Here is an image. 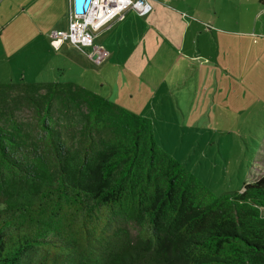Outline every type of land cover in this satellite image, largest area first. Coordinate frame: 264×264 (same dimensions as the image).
Returning a JSON list of instances; mask_svg holds the SVG:
<instances>
[{"label":"trees","instance_id":"obj_1","mask_svg":"<svg viewBox=\"0 0 264 264\" xmlns=\"http://www.w3.org/2000/svg\"><path fill=\"white\" fill-rule=\"evenodd\" d=\"M19 92L42 132L0 111V264H264V174L218 196L149 117L72 81L0 84V105ZM56 99L86 108L78 135Z\"/></svg>","mask_w":264,"mask_h":264},{"label":"rangeland","instance_id":"obj_2","mask_svg":"<svg viewBox=\"0 0 264 264\" xmlns=\"http://www.w3.org/2000/svg\"><path fill=\"white\" fill-rule=\"evenodd\" d=\"M108 35L101 32L95 45L111 52L108 47L114 37L108 39ZM233 37L219 42L203 37L201 48L208 52L220 49L221 61H231L234 69L224 65L217 71L209 67L211 63L203 66L205 56L196 45L194 58L191 55L185 61L187 65L182 62L170 72L149 70L146 64L151 55L128 54L127 43L121 45L122 55L111 54L100 62L92 59V65L82 70L75 63L78 57L74 48L66 47L69 53L62 51L59 56V47L52 40L48 51L40 40L32 47L36 39H23L19 47L0 51V84L79 83L149 117L163 149L214 194H233L264 174V62L253 67L246 39ZM71 44L88 58V49ZM57 64L60 68L56 69ZM156 81L162 88L155 98ZM19 93L16 102L0 105V111L12 115L36 139L42 132L40 117L24 93ZM85 112V107L77 108L59 99L52 109L66 137L78 135Z\"/></svg>","mask_w":264,"mask_h":264},{"label":"crops","instance_id":"obj_3","mask_svg":"<svg viewBox=\"0 0 264 264\" xmlns=\"http://www.w3.org/2000/svg\"><path fill=\"white\" fill-rule=\"evenodd\" d=\"M74 1L1 0L0 51L13 46L19 47V42L23 39H36L37 41L31 43L32 47L40 40L48 51H51L52 33L65 32L69 29L71 8L72 6L75 8ZM148 2L152 7L149 13L141 15L135 9H130L121 20L98 33L99 35L106 31L109 34L108 39L114 37L113 45L108 47L112 50L109 51V56L122 55L124 52H121V45L127 43L128 54L139 52L151 55L146 64L149 70L170 72L174 66L188 62L191 55L194 58L193 53L197 45L205 56L203 66L211 63L209 67L213 66L218 71L226 65L231 70L235 65L229 60L224 63L221 61L220 49L204 51L201 48V41L203 37L219 42L220 39L228 41L230 37L240 36L244 37L249 45L248 54L251 56L250 61H253V67L264 62L262 0H148ZM24 45L30 48L28 41ZM66 47L75 49L73 53L78 57L75 63L82 70L84 66L92 65L90 60H96L95 56L91 55L92 47H84L88 49V60L68 41L59 46L57 50L59 56L62 51L64 54L69 53ZM57 65L56 69L60 68L59 64ZM153 86L156 98L162 87L157 81L153 82Z\"/></svg>","mask_w":264,"mask_h":264},{"label":"built area","instance_id":"obj_4","mask_svg":"<svg viewBox=\"0 0 264 264\" xmlns=\"http://www.w3.org/2000/svg\"><path fill=\"white\" fill-rule=\"evenodd\" d=\"M130 9L145 15L152 7L148 0H90L88 7L80 13L72 6L68 31H54L52 42L56 47L64 41H71L76 46L92 47L91 55L100 62L108 57L109 52L95 45L98 33L121 20Z\"/></svg>","mask_w":264,"mask_h":264},{"label":"water","instance_id":"obj_5","mask_svg":"<svg viewBox=\"0 0 264 264\" xmlns=\"http://www.w3.org/2000/svg\"><path fill=\"white\" fill-rule=\"evenodd\" d=\"M75 9L77 12H83L89 5L90 0H75Z\"/></svg>","mask_w":264,"mask_h":264}]
</instances>
